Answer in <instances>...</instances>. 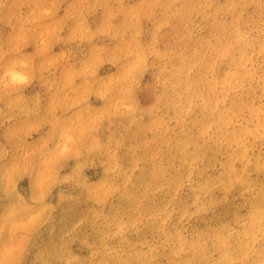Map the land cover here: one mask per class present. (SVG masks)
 I'll use <instances>...</instances> for the list:
<instances>
[{"label":"rangeland","instance_id":"rangeland-1","mask_svg":"<svg viewBox=\"0 0 264 264\" xmlns=\"http://www.w3.org/2000/svg\"><path fill=\"white\" fill-rule=\"evenodd\" d=\"M0 264H264V0H0Z\"/></svg>","mask_w":264,"mask_h":264},{"label":"clouds","instance_id":"clouds-1","mask_svg":"<svg viewBox=\"0 0 264 264\" xmlns=\"http://www.w3.org/2000/svg\"><path fill=\"white\" fill-rule=\"evenodd\" d=\"M11 83L14 85L23 84L27 81V74L22 70H12L8 73Z\"/></svg>","mask_w":264,"mask_h":264}]
</instances>
